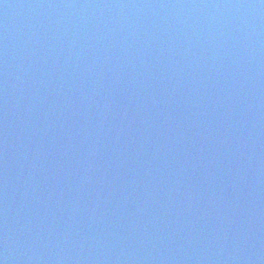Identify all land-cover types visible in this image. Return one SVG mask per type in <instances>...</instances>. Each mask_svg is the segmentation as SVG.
<instances>
[{"label":"water","instance_id":"obj_1","mask_svg":"<svg viewBox=\"0 0 264 264\" xmlns=\"http://www.w3.org/2000/svg\"><path fill=\"white\" fill-rule=\"evenodd\" d=\"M0 264H264V0H0Z\"/></svg>","mask_w":264,"mask_h":264}]
</instances>
